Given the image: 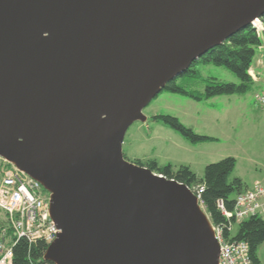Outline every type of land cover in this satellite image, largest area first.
<instances>
[{
	"label": "water",
	"instance_id": "95a60500",
	"mask_svg": "<svg viewBox=\"0 0 264 264\" xmlns=\"http://www.w3.org/2000/svg\"><path fill=\"white\" fill-rule=\"evenodd\" d=\"M264 0H0V156L52 193L53 264H219L191 189L126 161L130 127Z\"/></svg>",
	"mask_w": 264,
	"mask_h": 264
},
{
	"label": "rangeland",
	"instance_id": "374dc122",
	"mask_svg": "<svg viewBox=\"0 0 264 264\" xmlns=\"http://www.w3.org/2000/svg\"><path fill=\"white\" fill-rule=\"evenodd\" d=\"M261 25L257 22L256 27L264 35V27ZM259 62L260 49L257 50L254 68L250 72L252 76L255 75L256 85L247 95L218 97L199 102L169 92L160 94L144 110V115L149 120L144 123L138 121L129 128L123 144L126 161L134 163L130 154L132 148L144 156H150L149 160H157L160 165H172L176 170L181 166L191 167L199 178H204L207 166L234 158L237 167L232 180L241 178L251 187L260 181L264 182V106L258 103V97L264 93V86L260 85L257 76L264 69ZM198 70L204 78L239 83L236 75L226 68L201 65ZM184 80L180 79V82ZM189 83V90H205L204 82L199 79H191ZM212 103L214 108L210 106ZM159 115L176 117L196 134L214 141L193 145L177 131L151 120ZM142 124L152 126V132H148L150 140L141 141L146 136V132L139 128ZM132 139L141 142L132 144ZM256 179L259 181L254 184ZM200 206L208 217L202 204ZM211 228L215 233L217 228L212 224ZM259 256L264 264V247L260 248Z\"/></svg>",
	"mask_w": 264,
	"mask_h": 264
},
{
	"label": "trees",
	"instance_id": "16d2710c",
	"mask_svg": "<svg viewBox=\"0 0 264 264\" xmlns=\"http://www.w3.org/2000/svg\"><path fill=\"white\" fill-rule=\"evenodd\" d=\"M261 23L264 27V17H262ZM263 46L264 35L259 33L255 26L250 25L223 45L210 50L195 61L185 74L168 84L162 93L183 95L199 102L210 101L218 97L247 95L256 85L250 72L254 68L257 50ZM201 65L226 68L236 75L239 83H225L215 78H204L198 70ZM180 79L185 80L180 82ZM191 79L203 81L205 90L203 92L189 90ZM151 120L177 131L193 145L214 141L212 138L196 134L192 129L185 127L176 117L159 115L152 117ZM134 163L148 168L158 175L176 180L195 192H197L196 189L202 190L200 202L213 227L222 229L223 238L227 242H246L250 247L253 264H263L259 251L264 245V219L252 218L236 224L234 219L224 216L219 208V202L222 201L227 211L233 212L237 197L249 189L241 178L231 179L237 167L236 159L227 158L207 166L204 178H199L188 166H181L176 170L172 165L163 166L154 159ZM47 251L48 245L43 242L30 244L27 240H20L14 247L13 263L53 264L45 258Z\"/></svg>",
	"mask_w": 264,
	"mask_h": 264
},
{
	"label": "built area",
	"instance_id": "2783aa9c",
	"mask_svg": "<svg viewBox=\"0 0 264 264\" xmlns=\"http://www.w3.org/2000/svg\"><path fill=\"white\" fill-rule=\"evenodd\" d=\"M264 106V93L258 97ZM200 189L192 190L201 205ZM52 193L31 175L0 156V264H14V247L20 240L43 242L48 247L58 240L61 230L52 217ZM219 208L236 224L252 218L264 219V184L258 182L240 194L233 212L224 203ZM233 229V228H232ZM220 244L219 264H253L246 242H227L222 229L215 231Z\"/></svg>",
	"mask_w": 264,
	"mask_h": 264
},
{
	"label": "crops",
	"instance_id": "0c3cea01",
	"mask_svg": "<svg viewBox=\"0 0 264 264\" xmlns=\"http://www.w3.org/2000/svg\"><path fill=\"white\" fill-rule=\"evenodd\" d=\"M259 64H260V67L261 68H263L264 69V46L263 47H261L260 48V62H259ZM258 77H259V81H260V85L261 86H264V72H260V75H257ZM253 77H254V79H255V75H253ZM257 78V77H256ZM207 104V103H206ZM205 104V105H206ZM200 105H202L201 103H200ZM211 106V108H214V105H213V103L210 105ZM149 120V118H147V120L146 121H144V122H147ZM143 122V123H144ZM139 128H140V130H144L145 132H146V136H144V137H142V140L141 141H143L144 139H148V140H150V138L148 137V132L150 131V132H152V126H145V125H141V126H139ZM206 136V135H205ZM148 137V138H147ZM207 137V136H206ZM141 141H139V140H136V139H132V144L133 143H136V142H138V143H140ZM124 143H125V141H124ZM130 154H131V160H134V162H136V161H143V160H149L150 159V156H144V155H142L140 152H138L137 150H133L132 148H131V150H130ZM130 158V157H129ZM164 166V165H163ZM197 174V173H196ZM263 181H264V175H263ZM243 180V179H242ZM259 180H255L254 181V184L256 183V182H258ZM243 182H244V180H243ZM260 183H262V184H264V182H262V181H260ZM249 188L251 187V186H249V185H247ZM262 247H264V245H262ZM261 247V248H262ZM263 261V260H262ZM263 263V262H262Z\"/></svg>",
	"mask_w": 264,
	"mask_h": 264
},
{
	"label": "bare ground",
	"instance_id": "6f19581e",
	"mask_svg": "<svg viewBox=\"0 0 264 264\" xmlns=\"http://www.w3.org/2000/svg\"><path fill=\"white\" fill-rule=\"evenodd\" d=\"M199 206H200V204H199ZM200 209H201V211H203V209L201 208V206H200ZM214 232V231H213Z\"/></svg>",
	"mask_w": 264,
	"mask_h": 264
}]
</instances>
